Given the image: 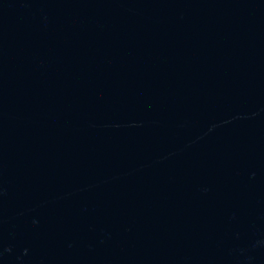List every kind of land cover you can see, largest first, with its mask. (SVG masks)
I'll list each match as a JSON object with an SVG mask.
<instances>
[{"label": "water", "instance_id": "water-1", "mask_svg": "<svg viewBox=\"0 0 264 264\" xmlns=\"http://www.w3.org/2000/svg\"><path fill=\"white\" fill-rule=\"evenodd\" d=\"M0 264H264V0H0Z\"/></svg>", "mask_w": 264, "mask_h": 264}]
</instances>
